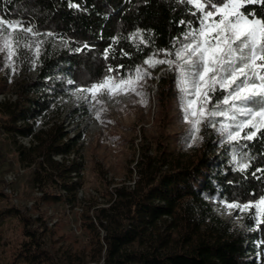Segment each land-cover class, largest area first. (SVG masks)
<instances>
[{
	"label": "trees",
	"instance_id": "trees-1",
	"mask_svg": "<svg viewBox=\"0 0 264 264\" xmlns=\"http://www.w3.org/2000/svg\"><path fill=\"white\" fill-rule=\"evenodd\" d=\"M247 7L261 14L259 5ZM199 16L194 5L181 0H0V17L21 20L45 37L35 65L24 62L27 71L34 68L35 77L22 73L15 82L16 98L0 102L3 133L14 143L19 136L31 137L29 146L17 144L16 149L22 163L35 164L33 183L41 201L73 207L83 187L78 179L82 133L70 136L61 121L70 90L105 76H132L152 53L179 47L189 31L188 22L198 26ZM137 31L141 35L135 36ZM49 32L53 35H46ZM160 85L159 97L166 103L173 97L176 81L162 77ZM226 94L213 93L210 108ZM76 114L84 117L87 111L76 108L70 113L73 120ZM207 125L209 134L193 153L169 146L170 139L182 134L141 146L127 171L129 179L136 173L133 183L109 186L106 182L83 206L82 225L91 249L87 254H67L65 262L264 264V217L256 218L250 209L240 216L241 224L233 226L216 215L209 203H248L264 196V172L257 171L264 169V128L252 140L225 143ZM243 163L249 167L241 172L238 165ZM98 197L106 204L98 203ZM10 217H18L25 226L15 259L51 263L43 246L45 230L31 229L30 218L15 208L0 211V227Z\"/></svg>",
	"mask_w": 264,
	"mask_h": 264
},
{
	"label": "rangeland",
	"instance_id": "rangeland-1",
	"mask_svg": "<svg viewBox=\"0 0 264 264\" xmlns=\"http://www.w3.org/2000/svg\"><path fill=\"white\" fill-rule=\"evenodd\" d=\"M218 18L217 16L216 19ZM19 35L23 37L24 33ZM28 40L43 41V37L29 36ZM174 51L175 49L172 52ZM36 59L34 47L28 49L21 46L14 57L13 66L16 71L12 72L6 64V54L0 52V102L16 98L15 82L21 79L22 73L27 72L24 62L34 66ZM140 67L151 73L150 77L140 81L137 86L143 96L135 93L116 96L114 99L101 96L105 103L99 105L94 101L88 103L78 100L80 93L72 89L70 100L64 102L62 124L70 136L82 133L79 143L81 156L78 157L82 169L78 179L83 182V187L79 190L78 200L73 207L62 202L48 203L39 199L41 192L33 183L35 164L27 165L19 160L16 145L23 143L18 137L14 143L3 133L1 121L4 116L0 114V211L15 208L20 215L30 218L31 222L27 226L31 229L45 230L43 246L51 257V263L47 261L41 264H67V254L89 253L90 237L83 229L81 218L83 206L89 202V198L98 195L97 189L106 187V182L113 186L120 182H132L137 178L133 171L132 178L129 179L127 171L133 168L141 146L147 145L153 139L160 138L164 141L168 135L182 134L178 139H170L169 146L182 152L193 153L208 136V125L205 121L198 126V132L192 133L195 139L190 138L191 125L183 118L180 99L182 94L178 87L177 73L170 70L166 64L155 68L146 64ZM134 75L135 72L132 76ZM162 77H170L176 81L172 91L173 97L166 103H161L159 97ZM142 100L145 102L141 103ZM81 107L86 109L87 115L80 117L76 114L74 118L77 119L73 120L70 113ZM208 107L210 108V104ZM102 108L106 110H101ZM97 111L100 112V119L96 118ZM221 123L231 122L221 117L220 120H215V127L210 126L208 130L224 137L225 143H230L227 134L221 135L219 131ZM37 127L42 128L43 125L38 122ZM250 130L245 128L241 136ZM55 158L58 159L57 156ZM97 202L106 204L101 197H98ZM209 203L215 214L231 225L241 224L242 214L246 211L233 210L230 214L225 207L226 203H220L218 200H209ZM38 218L40 220H37ZM24 228L18 217L8 218L0 227V264H30L15 259L19 245L25 239Z\"/></svg>",
	"mask_w": 264,
	"mask_h": 264
},
{
	"label": "snow or ice",
	"instance_id": "snow-or-ice-1",
	"mask_svg": "<svg viewBox=\"0 0 264 264\" xmlns=\"http://www.w3.org/2000/svg\"><path fill=\"white\" fill-rule=\"evenodd\" d=\"M181 2L194 5L200 13L198 26L193 27V22L189 21V31L184 33L183 41L174 52L158 50L145 59L144 64L150 68L166 64L170 70L177 73L178 87L182 94L180 99L183 118L191 125L190 138L195 139L192 133L199 131L198 126L202 122L207 121L209 125L215 127V118L224 117L231 123H221L219 131L221 135L227 134L228 142L252 140L264 128V0H203V2L181 0ZM248 5H259L261 14L258 16L256 9L248 8ZM192 15L196 16L197 12H192ZM19 33H24V36L20 37ZM39 35L41 34L32 26L25 27L21 20L0 17L2 41L0 52L6 54V64L12 72L16 71L13 66L14 57L21 46L28 49L34 47L36 55H39L43 41L28 40L29 36ZM46 35L53 34L49 32ZM134 35L139 36L141 33L137 31ZM160 53L164 54V59L156 58ZM169 56L174 58H167ZM108 71L111 72L113 69L109 68ZM150 75V72L138 66L134 77L116 79L105 76L97 83L78 87L76 92L80 95L77 99L103 105L105 101L100 98L101 96H107L108 99L129 93L143 96L137 86ZM68 83L74 81L69 80ZM218 90L227 94L223 95L222 99L218 98L210 109L208 106L212 103V94ZM96 118L100 119L99 111ZM245 128L251 130L241 136ZM237 155L234 152V160ZM238 166L243 172L249 164L243 163ZM257 171L264 172V169ZM225 207L230 214L233 210L245 212L254 209V216L262 218L264 196L254 202L226 203Z\"/></svg>",
	"mask_w": 264,
	"mask_h": 264
},
{
	"label": "built area",
	"instance_id": "built-area-1",
	"mask_svg": "<svg viewBox=\"0 0 264 264\" xmlns=\"http://www.w3.org/2000/svg\"><path fill=\"white\" fill-rule=\"evenodd\" d=\"M41 37H43V41H44L45 37L42 36V35H41ZM172 43L175 44V40H173ZM59 47H64V43H63V42H59ZM26 74H27L28 76H30L31 78H34L36 72H35L34 68H32L31 70H28V71L26 72ZM69 80H71V79H69ZM67 82H68V81H67ZM74 90H76V89H74ZM18 138H19L20 141L23 143V145L25 144V145L29 146L30 143H31V137H22V136H19ZM57 157H58V159H60V156H57ZM128 183H133V181H132V182H128Z\"/></svg>",
	"mask_w": 264,
	"mask_h": 264
}]
</instances>
